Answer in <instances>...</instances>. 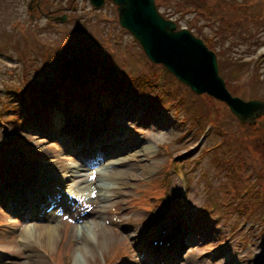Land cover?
<instances>
[{
    "label": "rangeland",
    "instance_id": "374dc122",
    "mask_svg": "<svg viewBox=\"0 0 264 264\" xmlns=\"http://www.w3.org/2000/svg\"><path fill=\"white\" fill-rule=\"evenodd\" d=\"M30 1L0 0V56H2L0 58V112L2 113L0 138L9 129L13 135L15 128L19 126L18 119L28 115L25 108L17 101V96L21 95L18 91L24 89L27 82H35L39 87L51 88L53 69L55 76L63 73L76 76L81 67L90 65L94 66L95 70L96 64L92 62L91 57L97 53L99 48L96 47L104 46L106 56L110 54L117 62L119 61L120 65L122 64L132 75H135L132 78L136 81L135 89L137 95L139 94L133 95L132 99L127 101L128 104L120 103V106H126L128 114L122 113L123 118L115 114L113 121L117 124L119 139L129 137V141L134 139L141 147L137 143L130 151L118 152L110 158L127 159L130 157L129 154L142 152L144 146L150 147L151 151L147 155L142 153L138 155L139 158L137 156L130 159L128 164L113 169L112 172L122 174L125 173L124 171L132 172L138 175L136 177L143 182L144 187L150 188L156 181L153 177L159 174V171L162 172L163 166V172L168 174L174 167L178 172H170L171 201L165 206L166 210L174 204H178L174 205L178 207L182 201L189 204L187 216L190 228L185 230L183 237L187 245L180 249V256H176L174 262L163 264H231L232 260L236 262L235 264H255L260 260L264 263V226L253 223L255 218L250 221L245 220L244 216L234 208L232 210L226 207L222 209L219 206L215 210L212 207L209 210L206 208L209 204V201H206V189L209 191L211 201L218 202L222 200V193L219 194L218 187L223 182L229 183L230 179L225 177L224 173H217L218 167L213 161L215 149L219 148L221 145L219 142L222 141V137L215 131L221 132L226 138L225 145L217 152L215 159L222 156L221 161H226L227 154L240 151L235 158H241L243 154L244 157H248L249 165L257 167L256 159L262 157L260 147H264V114L253 124H241L226 103L207 94L194 93L187 85L166 72L164 67L152 63L139 44L132 39L131 34L119 28L118 11L111 0L107 1L103 8L97 9L91 7L89 0H74L75 3L73 1L71 4L70 0H38V4L44 10L41 12L52 10V12L56 11L57 15L65 13L67 17L71 15L70 20L67 18L64 22L52 24L40 11L28 9ZM157 1L160 12L165 17L174 20L178 27H188L194 35L208 42V46L218 53L220 74L225 78L228 89L234 95H239L245 100L254 98L264 100V60L259 61L264 54V19L258 18V15H264V4H257L259 0ZM238 3L254 7L242 8L237 5ZM234 4L238 9L233 7ZM240 15L245 17L238 22ZM118 34L123 39L120 42L117 41ZM91 41L96 44L93 45ZM8 53H12V56ZM45 56L48 59L46 64L49 63L52 70L48 67L43 68ZM73 62L76 64L75 67H71ZM66 65L69 66L65 67ZM70 68L72 73L68 72ZM117 68L112 69L113 78H116ZM250 73H253L252 77ZM141 75L147 77L148 85L141 83L142 79L138 78ZM98 97L94 99L98 100ZM148 100L156 101L151 113L146 111ZM94 107V111H100L106 105L94 101ZM52 110L61 112L57 105H52ZM136 111L135 115L133 112ZM61 114H54L55 124L58 127L67 125L69 120L66 116L69 114L64 113L66 117ZM200 114L206 123L211 124L209 127L205 125L202 131L203 125L198 121ZM79 115V123L70 127L85 128L87 124L96 120L94 118L96 116L93 117L90 113L82 112ZM56 126H54L56 135L44 130L25 132L30 140L27 145L45 155L44 159H41L43 163L46 161V164L52 166L55 161L48 163L49 160L65 157L66 163L72 165L78 155L73 157L67 151L71 145L67 139L71 138L64 135L66 131L64 128L58 130ZM1 128H5L4 131ZM197 128V131H193ZM227 128L230 130L228 134ZM202 134H205V137L200 140ZM243 140L246 144H251V155L248 154L247 148L243 147ZM128 144L125 142V147ZM171 156L177 158L173 159ZM238 160H241L238 161L240 163L238 171L241 173L239 175L243 176L246 169L242 159ZM195 161H200L201 167L198 172L192 171V174H189L190 163ZM34 163L42 165L39 161ZM43 166L48 168L47 165ZM105 171L109 173V169L105 168ZM181 175L186 177L189 185L186 196H184V180L181 179ZM187 176H191V182ZM81 180L79 176H73L66 181L67 184L70 181V186L78 189L76 193L81 199V201L72 200V213H64L62 216L57 214V207L67 212V204L58 202L50 210L51 220L49 221L48 213L46 222L29 219L31 216L21 211L12 213L1 200L5 191L0 194L2 201H0V221L4 222L0 224L2 228L0 229V264L25 262L153 264L150 262L148 252H142L143 255L139 253L146 244L143 247L138 245L136 236L139 229L147 228L145 221L151 214L140 207L129 209V205L126 204V199L134 193L135 181H129L131 187L125 195L116 196L113 201H104L101 196L97 198L96 196L98 194L114 196L115 190L109 191L106 187H118L125 182L121 179L116 182L97 178L95 182L89 181L91 183L87 184ZM8 200L9 196L6 198V201ZM84 202L88 203V207L84 206ZM82 203L83 206H80ZM93 207H95L93 212L98 211V213L92 212ZM262 211L260 210L259 215ZM171 213L174 222H170L171 218L167 221L172 223L171 226L178 227L184 222L181 218L180 206ZM217 214L221 217L219 218ZM112 215H116L120 220L111 223ZM157 215L159 217V213ZM26 216L28 219H25ZM94 220L102 222L112 233L102 244H94L85 255L79 251L86 241L81 236L82 232L74 235L71 234V229L73 225H78L80 230L85 229L86 232L91 233V228L86 225L92 224ZM47 224L60 225L61 238L52 242L49 248L36 229L39 225Z\"/></svg>",
    "mask_w": 264,
    "mask_h": 264
},
{
    "label": "water",
    "instance_id": "95a60500",
    "mask_svg": "<svg viewBox=\"0 0 264 264\" xmlns=\"http://www.w3.org/2000/svg\"><path fill=\"white\" fill-rule=\"evenodd\" d=\"M115 1L120 5L122 24L139 38L153 60L163 62L194 90L208 91L226 101L242 123L255 122L264 114L263 100L246 101L229 92L214 52L188 30L175 31L176 24L158 13L154 0Z\"/></svg>",
    "mask_w": 264,
    "mask_h": 264
},
{
    "label": "bare ground",
    "instance_id": "6f19581e",
    "mask_svg": "<svg viewBox=\"0 0 264 264\" xmlns=\"http://www.w3.org/2000/svg\"><path fill=\"white\" fill-rule=\"evenodd\" d=\"M263 56H264V54L261 55V57L259 58L260 62H262L264 60ZM35 89L36 88H34L33 90H35ZM27 96H29V94H27ZM121 111L125 115L128 114L127 108H123ZM57 123H59V120L57 121ZM82 134L83 135L86 134V131L84 130V132ZM92 134L96 138H99L100 136L101 137L104 136L106 133H104L101 130H98L96 128H93ZM244 134H246V132H244ZM115 139H117V136L112 137L113 141H107L106 138H103V140H101L97 143V144H100L105 149V153L107 156L113 155L114 153H116L118 151H127V150L130 151L131 147H134L138 143L134 139L129 141V137H127L125 139H117V140H115ZM125 142L129 143L127 145V147H125ZM140 147H141V145H140ZM145 147H148V146L142 147V149H141L142 152L138 151L134 154H129L131 158L129 157L126 159L125 157H119L116 159V161H112V162L108 163L106 168L109 169V173H107L105 171V169L100 170L98 173L95 172L94 174L86 173L85 167L87 165H89L90 163L95 164L96 162H98V161H92V159L86 155H85L84 164L76 163L75 165H71L69 163H66L65 159H67V158H65V157H57L55 160H52V161H55L54 165L56 167H54V168L58 172L57 171L54 172L53 169H52V171L56 175V178L59 179L58 183L61 185L65 184L66 181L68 179H70V177H73V176H77V177L79 176L82 179L81 181L87 182V184H90L91 182H89V181L95 180L97 178H99V179L100 178L111 179V180L116 181V182H117V180L121 179L125 183H121L120 186H118V187H113V186L112 187H106L107 190H109V191L115 190V192H116L115 194H118V193L122 192V188H125V187L128 188L129 187L130 184H128V181H129L128 179L130 178V176L136 177L138 175H136L132 172H129V171H124L125 173H123V174L120 172L113 173L112 170L116 169V168H114L113 165L116 164L118 166H123V165L128 164L130 159L136 158L138 155H140L142 153L145 155L151 153L150 147H148V148H145ZM144 149H146V150H144ZM139 157L140 156H138V158ZM74 169H77V171H79L78 175L74 174L75 172H77ZM143 169H145V168H143ZM49 174H50V176H52V172H50ZM121 175H123V176H121ZM22 183H26V186L23 190H19L18 187L12 186L6 191V189L4 188L3 185L0 186V194L2 192L6 191L5 194H8L11 196V200H9V206L15 207V206L21 205V203H15V200L21 201L23 199V197L27 194V191H29L28 194L34 193L41 186H43L45 184V182H42L38 179L36 182L34 178L33 179H27L26 181H24ZM69 186H70V184H69ZM70 187H72V186H70ZM116 188H118V190ZM55 192H56V190H55ZM99 196H101V199H103L104 201L110 200L112 198L111 195L108 196L107 194H103V195L98 194L96 196V198ZM53 200H56V199L53 198ZM51 204H52L51 202L48 203V197L41 198L39 200L37 209H38V211L43 212L44 209H47L48 207H50ZM91 209L93 212L95 210V207H93ZM95 212L98 213V211H95ZM95 212H93V213H95ZM99 213H100V211H99ZM59 226H60L59 224L58 225L47 224V225H41V226L39 225V227H36V229L39 232V236L45 240V242L47 244V248H49L51 246L52 242L57 241V239L60 237V227ZM86 226L91 228L90 231L92 234L89 233L88 231L86 232L85 229L80 230L78 225H73V227L71 229V234H74V235H76V233H78V232L79 233L82 232L81 236L84 237L86 241H85V244L79 248V251L83 252V254H85V255H87L86 253L88 252V250L92 249V246L94 244H96V243H98V245L102 244V242L105 239H107V237L110 238L111 233H112L111 230L109 228H107L99 220H94L92 224H87ZM81 228H83V227H81ZM181 228L185 231L188 228H190V225H188L186 222H183L181 227H177L176 229H174L172 231V233L169 234L167 236V238L165 239V240L170 241L172 243V245L170 247H165V246L162 247L160 252L154 255L153 262L156 263V262H160L162 260H174V258L172 256H173V254H175V251H174L175 245H176L177 241H180L184 237V231ZM178 230H182V232H183V235L181 236V238H180V231H178ZM180 246H183V242H181ZM33 261H35V259H33ZM23 264H31V262H25ZM233 264H235V263H233Z\"/></svg>",
    "mask_w": 264,
    "mask_h": 264
},
{
    "label": "trees",
    "instance_id": "16d2710c",
    "mask_svg": "<svg viewBox=\"0 0 264 264\" xmlns=\"http://www.w3.org/2000/svg\"><path fill=\"white\" fill-rule=\"evenodd\" d=\"M243 17H245V16H240V18H243ZM238 22H240V20H238ZM244 29H246L245 27H243Z\"/></svg>",
    "mask_w": 264,
    "mask_h": 264
}]
</instances>
